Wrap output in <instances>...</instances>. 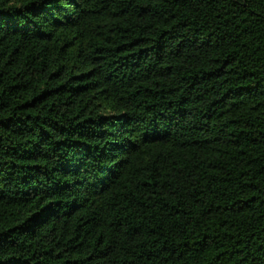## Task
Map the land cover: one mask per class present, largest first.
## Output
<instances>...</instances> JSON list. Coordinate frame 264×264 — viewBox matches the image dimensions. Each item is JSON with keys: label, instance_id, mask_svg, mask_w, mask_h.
I'll return each mask as SVG.
<instances>
[{"label": "trees", "instance_id": "trees-1", "mask_svg": "<svg viewBox=\"0 0 264 264\" xmlns=\"http://www.w3.org/2000/svg\"><path fill=\"white\" fill-rule=\"evenodd\" d=\"M0 264H264V0H0Z\"/></svg>", "mask_w": 264, "mask_h": 264}]
</instances>
